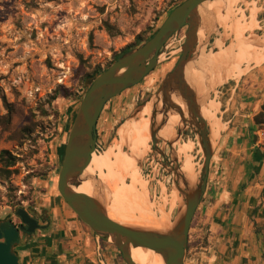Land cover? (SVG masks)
I'll list each match as a JSON object with an SVG mask.
<instances>
[{
	"label": "rangeland",
	"instance_id": "374dc122",
	"mask_svg": "<svg viewBox=\"0 0 264 264\" xmlns=\"http://www.w3.org/2000/svg\"><path fill=\"white\" fill-rule=\"evenodd\" d=\"M182 1L184 0H0V151L7 149L17 157V162L12 167L14 172L9 178L0 177V218L14 217L15 210L23 207L38 212L44 210L51 222L48 229L38 231L18 250L19 264H49L42 260L44 257L40 252H31L32 247L39 248L41 252L48 251L49 248L48 254L54 252L68 261L72 258L69 253L82 252L83 249L77 247L79 243H68L76 235L72 221L89 233L92 242L85 245L92 248V255L89 254L88 258H93L95 264H126L116 246L111 241L96 237L65 203L57 189V177L80 99L92 81L86 74L99 66L109 67L126 47L133 51L140 46ZM234 3L230 8L233 12L228 10V0L221 1L214 7L210 6V9L220 11L217 12L219 28L215 36L220 37V45L224 48L236 42V25L238 22H249L252 12L256 14L254 17L258 25H264V0H235ZM219 7L221 10L217 9ZM225 11L230 12L227 18L224 17ZM260 27L254 31V35L257 42L263 41L257 45L264 47V30ZM186 29L187 26L183 27L166 42L160 50L159 62L151 72L139 83L123 90L106 103L96 126L95 152L101 154L112 147L119 158L128 157L134 167L133 176L138 184L124 200L121 212L129 211L132 216H138L136 212H131L134 210L130 197L140 192L142 196L137 198L140 204L155 219L167 220L169 224L176 218L182 204L181 195L174 188L172 175L161 164L164 158L154 152L150 138L140 145L141 132H137L133 125L127 130V126L133 120H143L150 116L141 114L152 101L144 106L142 112H137V109L159 90L161 81L175 66L181 55ZM138 36L145 41L137 42ZM245 36L248 37L249 33ZM245 40L247 44L250 39ZM211 47L212 44L208 45L209 51ZM232 51L238 50L233 48ZM241 68L243 70L240 69L238 76L226 75L225 79L213 85L208 103L201 105L205 111L201 112L202 115L211 122L214 141L207 185H214L218 181L217 176L229 153V143L242 132L244 125L248 127L251 117L247 114L254 105L244 104L249 101L247 97L264 92L261 89L264 86V58L258 64H243ZM4 99L13 107L11 121L8 123L2 119L7 114ZM255 99L257 98L253 96L251 102ZM262 107L264 109V102L260 110ZM176 119L173 113L171 122L175 126L178 123ZM168 121L167 116L168 131L163 132L160 137L169 140L173 137ZM27 128L31 130L29 134L25 132ZM260 128H264V125ZM188 138L194 142L193 149L187 147ZM195 141L193 132L188 129L184 131L179 143H175L180 164H183V173L192 183L196 181L202 162L201 148ZM159 148L165 150L166 158L170 160L169 146L161 141ZM135 150H140V156L133 155ZM186 170L190 171L189 174L185 173ZM98 171L99 169H94L91 172L92 179L94 176L100 181L105 193L114 191L115 180H110L107 174L111 171V178L116 175L113 166L102 169L99 175ZM121 174L123 183L129 185L131 177L126 178L124 173ZM100 175L107 179L101 181ZM112 180L114 183L111 185ZM109 182L110 187L107 186ZM108 199L106 198L107 202ZM198 208L199 206L190 226L186 255L199 254L207 243L206 232L201 231L198 225ZM60 224L65 227H58ZM54 235L58 237H54L52 246L48 241L37 243L38 239L46 242L48 237Z\"/></svg>",
	"mask_w": 264,
	"mask_h": 264
},
{
	"label": "water",
	"instance_id": "95a60500",
	"mask_svg": "<svg viewBox=\"0 0 264 264\" xmlns=\"http://www.w3.org/2000/svg\"><path fill=\"white\" fill-rule=\"evenodd\" d=\"M212 1L214 0L182 1L169 12L151 37L99 73L80 99L69 130L57 177L59 194L96 237L111 241L116 246L126 264H135L131 248L139 246L159 253L164 264H184L186 258L190 226L206 191L210 161L214 154L211 125L202 115L201 105L208 103L213 85L225 79L226 71L232 64L230 60L224 63L219 70L220 80L217 81L219 71L212 68L209 62L214 53L227 51L238 44L236 41L228 48L220 45V37L215 36L219 28L218 15L216 11L210 9ZM185 26H187L185 40L175 66L161 81L159 90L137 109V112L138 110L142 112L149 101L153 103L149 116L150 141L154 152L164 158L161 164L172 175L174 188L181 195L182 204L176 218L166 230L140 224H123L108 216L105 188L98 179L93 176L98 189L95 196L79 193L75 188L80 185V178L96 150V126L106 103L123 90L139 83L151 72L159 62L160 50ZM201 30L204 32V39L199 42L198 33ZM210 44L211 51L208 50ZM189 65L197 74L195 77L204 81L202 92L188 81L186 68ZM174 96L180 103L173 100ZM170 112L179 115L180 125L176 127L173 138L164 140L158 133ZM188 129L193 132L202 153L201 166L198 168L194 183L189 182L181 171L175 147V143L180 141L184 131ZM161 141L170 148V160L166 158L165 150L159 148ZM27 210L32 211L30 208L19 207L15 214L24 224L29 225L28 232L32 233L37 226L28 218ZM0 239L4 240L0 242V264H19L20 255L18 251L13 250L12 245L20 236L13 224L0 220ZM20 240L17 245L21 246L29 238Z\"/></svg>",
	"mask_w": 264,
	"mask_h": 264
},
{
	"label": "crops",
	"instance_id": "0c3cea01",
	"mask_svg": "<svg viewBox=\"0 0 264 264\" xmlns=\"http://www.w3.org/2000/svg\"><path fill=\"white\" fill-rule=\"evenodd\" d=\"M253 96L257 99L251 102ZM247 99L246 106L254 105L247 114L251 117L248 127L244 125L242 132L229 143L218 181L214 185L208 183L198 208V225L206 232L207 243L200 255L187 254L184 264H264V128L254 122L264 102V92L249 95ZM71 223L76 235L68 243H79L77 247L82 252L69 253L72 255L69 261L54 252L48 254L49 248L41 252L32 247L31 252H40L42 260L49 264H95L93 258H88L92 248L85 245L92 242L89 233L75 221ZM54 237L58 236L48 237L46 242L38 239L37 243L48 241L52 246Z\"/></svg>",
	"mask_w": 264,
	"mask_h": 264
},
{
	"label": "bare ground",
	"instance_id": "6f19581e",
	"mask_svg": "<svg viewBox=\"0 0 264 264\" xmlns=\"http://www.w3.org/2000/svg\"><path fill=\"white\" fill-rule=\"evenodd\" d=\"M221 2V0H214L212 1L211 3V6L213 5H217ZM235 0H228V3H229V9L231 8V5L235 4L234 3ZM227 5V4H226ZM223 6V5H221ZM248 6V5H247ZM255 7V6H254ZM227 8H228V5H227ZM227 8H226V11H227ZM246 8V7H245ZM217 9H220L217 8ZM232 9V8H231ZM251 8H249L250 10ZM221 10V9H220ZM241 10V9H240ZM225 11V16L224 17H228L229 13ZM233 12V10H230ZM216 12H220V11H216ZM224 12V11H223ZM250 12V11H249ZM228 13V14H227ZM258 13V12H257ZM231 15V14H230ZM243 15V14H242ZM255 12H252L251 13V20H249V22L247 23H242V24H238L236 25L235 27V39L236 41L238 42V44L235 46V47H231L229 49H227V51H222V52H217V53H214L211 58H210V66H212V68H215L216 71H219L220 68L224 65L225 62H228V60L232 61V64L230 65V67L228 68V70L226 71L227 73V76H231V77H235V76H238L239 72H240V69L243 70L241 68V66L243 64H258L262 61V59L264 58V47L260 46V45H257V44H260L261 42L263 43V41H261L260 43L257 42L256 40V35H254V31L256 29H258L260 26L258 25L257 21L255 20L256 18L254 17ZM226 17V18H227ZM250 17V16H249ZM232 18V16H231ZM225 19V18H224ZM239 19V18H238ZM237 19V21H238ZM223 20V19H222ZM241 22V21H240ZM226 23V22H225ZM233 24V23H232ZM227 26V25H226ZM261 29L264 30V25L263 27H260ZM232 29V27H231ZM246 33H249V36L246 37ZM203 34V35H201ZM233 36V37H234ZM246 38L250 39L248 40V44H244L245 42H247V40H245ZM204 39V32L201 30L199 33H198V40L199 42H201L202 40ZM263 39V38H262ZM261 39V40H262ZM264 40V39H263ZM260 41V40H259ZM244 42V43H243ZM244 45H242V44ZM262 45V44H261ZM264 46V45H263ZM235 48L237 49L238 51L237 52H233L232 49ZM196 73L192 70V67L189 65L187 66L186 68V76L188 78V81L191 83V84H194L196 85L197 88H200L199 91H203L204 89V81L202 78H199L200 81H198V79L196 80L195 76H197V74L195 75ZM234 75V76H232ZM219 78H217L216 80L219 81L220 80V77H221V73L219 71L218 75ZM197 82V84H196ZM215 87V86H214ZM173 100L175 102H178L180 103V101L178 100V98H176L175 96L173 97ZM209 105V104H208ZM152 107H153V103H151L149 105V107L144 110L142 112L141 115H144V116H148L151 114V111H152ZM209 107V106H208ZM204 108V107H202ZM201 108V109H202ZM210 108V107H209ZM208 108V109H209ZM212 109V107H211ZM206 110V109H205ZM210 110V109H209ZM203 111V109L201 110V112ZM205 111H203L202 113H204ZM172 114L173 113H169L168 114V117H169V121L167 122L168 125L170 126L172 132H171V136L174 137L175 135V129L178 125H180V118H179V115L177 114H174L178 120V123H177V126H175L174 124H172L171 122V119H172ZM206 114H208L206 112ZM204 114V115H206ZM207 116H210V115H207ZM160 117V116H159ZM158 117V118H159ZM205 117V116H204ZM211 117V116H210ZM208 117V118H210ZM212 119V118H211ZM207 120V119H206ZM177 122V121H176ZM211 123V122H210ZM134 126L133 128L138 132H141V136H142V140H141V143L140 145L142 144H145L149 138H150V135H149V132H148V128H149V117L146 118V119H143V120H139V119H136V120H133L131 122H129L128 126H127V130L128 128H130L131 126ZM214 125V124H213ZM125 126V124L123 125ZM122 126V128H123ZM212 126V125H211ZM120 127V130L122 129ZM134 130V131H135ZM165 131H168V128H167V125H166V122L165 124L162 126V128L160 129V132L158 133L159 137L162 135L163 132ZM129 132V131H128ZM134 134V133H133ZM122 136L125 135V134H121ZM131 136V135H130ZM135 136V135H134ZM138 136V135H137ZM122 138V137H121ZM133 137H131V140H132ZM141 138V137H140ZM164 140H168L167 138H162ZM140 140V139H138ZM119 141V140H118ZM117 142V141H116ZM120 142V141H119ZM184 142V141H183ZM196 142V141H195ZM179 143V141H178ZM194 143V142H193ZM193 143H192V140L190 138L187 139L186 141V144H187V147H189V149H193ZM198 143V142H197ZM199 144V143H198ZM113 146V145H112ZM115 146V144H114ZM138 146V145H137ZM116 148V147H115ZM139 148V147H137ZM136 148V150H137ZM145 148V147H144ZM195 148V147H194ZM133 153L134 156H140V150L136 151ZM183 150V149H182ZM201 151V150H200ZM169 152V151H168ZM183 152H185L183 150ZM187 152V151H186ZM123 153V152H122ZM132 153V152H131ZM193 153V152H192ZM196 153V152H195ZM121 154V153H119ZM189 155V154H188ZM193 156V155H192ZM196 156V155H195ZM141 158V157H140ZM183 159V158H182ZM194 159V158H193ZM184 161V160H183ZM191 161V160H190ZM134 162V161H132ZM196 162V161H195ZM131 162L129 161V158L128 157H124L121 159L119 158V156L116 155V153H114V150L113 148H109L107 149L104 153H101V154H97L96 152H93L92 153V159L90 161V163L88 164V167L86 168V170L84 171L82 177L80 178L81 179V183L78 187H76L75 189L77 190V192L79 193H82V194H87V195H90V196H95L97 195V192H98V189L97 187L95 186V183L92 179V176H91V172L94 170V169H99L98 171V175L100 173V171L102 169H106L109 168V166H113V169L115 170L116 172V175L114 174V177L111 178V174L110 172L108 171L107 174L110 176V180L113 179L115 180V190L114 191H111L109 193H105V195L107 196L108 199V202H107V206H106V209H107V213H108V216L115 220V221H118L120 223H123V224H130V225H137V224H140V225H144V226H150V227H154L158 230H166L168 229L169 227V223L168 221L166 220H158V219H155L149 212L148 210H146L141 204L140 202L138 201V196L141 197L142 196V193H141V196H140V192L139 193H136L134 194L135 196L133 197H130L132 200V203L131 204L133 206V210L134 211H131V212H136V215L138 214V216H132L130 213H124V212H121L122 208H123V202L124 200L129 196V194L131 192H133L135 189H136V186H137V180L135 179L136 177L133 176V168L130 164ZM134 164V163H133ZM199 164V163H198ZM183 165V164H181ZM186 166L187 163L185 164ZM184 165V166H185ZM185 168H188L186 167ZM182 167V166H181ZM193 167V166H192ZM196 167V166H195ZM198 167V166H197ZM194 168V167H193ZM200 168V167H199ZM111 169V168H110ZM195 169V168H194ZM109 170V169H108ZM136 170V169H135ZM181 171L184 172V169L181 168ZM192 171V170H191ZM188 171L186 170L185 173H187ZM190 172V171H189ZM189 172L187 174H189ZM193 172V171H192ZM191 172V173H192ZM198 172V171H197ZM121 173H124L125 177L128 176V177H131V180H130V184L129 185H125L122 181V178H121ZM121 174V175H120ZM197 174V173H196ZM102 175V174H101ZM100 175L99 179L102 181V179H105L106 177L102 178ZM104 176V175H102ZM107 176V175H106ZM108 176V178H109ZM123 177V176H122ZM192 177V176H191ZM197 177V176H196ZM127 178V177H126ZM107 179V178H106ZM123 179H125L123 177ZM187 179L189 180V178L187 177ZM193 179V178H192ZM112 180V183L111 185L114 183ZM107 181V180H106ZM109 181V180H108ZM107 181V182H108ZM104 182V181H103ZM189 182H191V180H189ZM107 184V183H106ZM110 187V182H109V185H107ZM176 195V194H175ZM144 196V195H143ZM177 197V196H176ZM129 200V198H128ZM175 200V199H174ZM130 202V201H129ZM128 203V202H127ZM129 204H127L128 206ZM128 208V207H127ZM125 207V209H127ZM129 210L131 209L130 207L128 208ZM166 215V214H165ZM163 215V216H165ZM166 218V217H165ZM164 219V218H163ZM131 255H132V259L134 261L135 264H164L163 262V259L161 257V255L149 248H144V247H132L131 248Z\"/></svg>",
	"mask_w": 264,
	"mask_h": 264
},
{
	"label": "trees",
	"instance_id": "16d2710c",
	"mask_svg": "<svg viewBox=\"0 0 264 264\" xmlns=\"http://www.w3.org/2000/svg\"><path fill=\"white\" fill-rule=\"evenodd\" d=\"M142 40L145 41L144 38H142L141 36H138L137 42H140ZM131 51L132 50L129 47H126L122 53L118 54L115 57L114 61L121 58L123 55H125ZM106 68H101L100 66L97 67L95 70H93V72L86 74L87 78L93 80L99 73H101ZM4 103H5V106L7 108V114L2 119H5L6 120L5 123H8L11 121L10 119L12 116L13 107H12V105L8 104V102L5 99H4ZM254 122L256 124H258L259 127L264 125V109H263V107L257 114H255ZM30 131L31 130H29V128L25 129L26 134H29ZM16 162H17V157L12 152H10L7 149H2L0 151V177L3 179H8L9 176L14 172L12 167L15 166Z\"/></svg>",
	"mask_w": 264,
	"mask_h": 264
},
{
	"label": "flooded vegetation",
	"instance_id": "af4514ba",
	"mask_svg": "<svg viewBox=\"0 0 264 264\" xmlns=\"http://www.w3.org/2000/svg\"><path fill=\"white\" fill-rule=\"evenodd\" d=\"M28 211V218H30V220L37 226L36 230L34 232H28V228L29 225L28 224H24L21 219L15 214L14 217H9L6 218L5 216H2L0 219L2 221H8L9 223L13 224L14 227L18 230L19 232V236L20 239H26L28 238H32L33 235H35L38 231L40 230H44V229H48L51 226V222L49 219L48 214L43 210V211ZM18 239L16 241V243H14L12 245L13 250L14 251H18L20 250V248L22 247V245H17L19 242H21V240ZM4 241L3 239H0V242ZM23 242V241H22ZM20 261V259H19Z\"/></svg>",
	"mask_w": 264,
	"mask_h": 264
}]
</instances>
